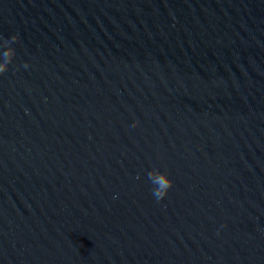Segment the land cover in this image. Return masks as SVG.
<instances>
[{
  "label": "water",
  "instance_id": "obj_1",
  "mask_svg": "<svg viewBox=\"0 0 264 264\" xmlns=\"http://www.w3.org/2000/svg\"><path fill=\"white\" fill-rule=\"evenodd\" d=\"M12 35L0 264H264V0H0Z\"/></svg>",
  "mask_w": 264,
  "mask_h": 264
},
{
  "label": "clouds",
  "instance_id": "obj_2",
  "mask_svg": "<svg viewBox=\"0 0 264 264\" xmlns=\"http://www.w3.org/2000/svg\"><path fill=\"white\" fill-rule=\"evenodd\" d=\"M18 39V35H12L10 38L4 39L2 43H0V47L5 49L0 53V74L5 73L8 70L9 64L13 61L15 49L11 47V45L16 43ZM24 66L27 67L28 65L25 64ZM147 175L148 179L155 186L152 192L154 198L157 202L163 200L167 196L169 189L173 186V180L169 177L167 172H160L155 169L150 171Z\"/></svg>",
  "mask_w": 264,
  "mask_h": 264
}]
</instances>
